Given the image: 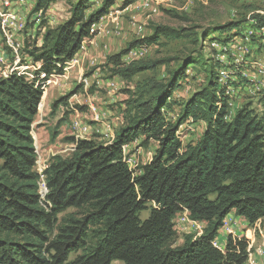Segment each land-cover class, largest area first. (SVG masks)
<instances>
[{
	"label": "trees",
	"instance_id": "1",
	"mask_svg": "<svg viewBox=\"0 0 264 264\" xmlns=\"http://www.w3.org/2000/svg\"><path fill=\"white\" fill-rule=\"evenodd\" d=\"M57 1L36 0L32 15L46 17ZM139 1L123 0L120 8ZM116 3L78 0L71 6L69 19L57 27L49 28L43 20L41 44L26 41L24 50L34 66L31 78L19 72L0 78V264H246L252 239L229 235L224 249L216 247L215 241L231 213L251 226L264 220V89L256 95L261 96L260 112L247 103L234 114L243 80L239 78L237 95L231 94L219 83L218 52L212 48L205 54L212 42L219 41L223 47L243 37L246 20L203 33L153 25L150 36L110 56L103 69L132 83L136 76L167 63L124 64L123 58L132 49L151 47L162 40L202 45L199 51L180 59L167 80L149 79L136 83L134 91H124L128 96L124 123L111 144L97 136L67 139L66 143L76 144L75 150L69 157L50 159L43 173L47 193L44 198L40 193L33 126L47 83L65 75L83 43L97 36L93 25ZM252 24L253 28H263L264 16H254ZM259 48L252 60L262 53L263 47ZM223 56L233 62L231 55ZM191 68L202 69L205 85L180 103L174 94ZM221 70L228 72L233 86L237 82L234 72ZM234 71L242 76L241 69ZM71 97L55 100L52 113L65 108L68 117L83 110L71 107ZM230 100L235 102L233 108ZM176 105L181 110L174 121L168 114ZM189 121L202 122L206 129L196 143L184 145L178 132ZM62 124L52 133V141L58 138ZM138 140L142 148L155 143L157 149L152 160L137 172L125 160L123 147ZM184 211L206 227L201 236L188 235L175 247V219ZM143 212L149 213L145 220L140 218ZM72 254L78 255L70 260Z\"/></svg>",
	"mask_w": 264,
	"mask_h": 264
},
{
	"label": "rangeland",
	"instance_id": "2",
	"mask_svg": "<svg viewBox=\"0 0 264 264\" xmlns=\"http://www.w3.org/2000/svg\"><path fill=\"white\" fill-rule=\"evenodd\" d=\"M77 1L58 0L56 4L51 6L46 17H41L40 15H32L36 0H0V78H6L12 72L25 73L31 78V73L35 70L31 59L24 53L26 41L32 44L37 40L38 45H40L45 32V27L40 29L42 21L46 20L49 28L57 27L69 19L71 6ZM122 2L123 0H117L116 5L111 9L110 13L112 15L105 23L103 33L97 35L91 41L84 42L82 50L66 68L65 75L54 77L47 83L39 113L33 126L35 146L38 155L42 158L41 168L37 165L36 171L42 169L46 159L50 161L54 156H70L61 152L69 145L66 143L67 139L75 137L77 134L75 125L77 121L91 127V137H101L100 141L103 143L112 141V138H115L116 131L122 126L121 122L124 120V101L128 99L124 91L127 89L134 91L136 83L141 84L149 79L167 80L170 71L176 69L179 65L180 59H184L193 52L202 49V45L196 46L188 40H162L160 44L149 47L144 58L139 61L152 63L166 60L167 63L136 76L132 83H126L119 77H113L107 69H103L110 56L122 52L133 41L150 36L153 25H163L177 29L188 28L192 29L194 33H203L206 29L246 20L244 27L248 30L252 27L254 16H264V0H157L155 2L157 3V9L155 12L150 13L142 9L141 1L126 10L120 8ZM184 17L187 20H184ZM137 25H139V30ZM255 43L254 46L250 45L252 49L259 48V45L262 46L260 43ZM211 47L209 45L206 48L205 54L210 53ZM262 49L264 51V48ZM254 53L256 54V51ZM261 56L262 53L258 58ZM261 58H264V55ZM217 60L220 61L221 68L234 72V77H237V82L233 84L235 89L241 86L239 78L243 80L244 85L247 82L242 76L235 73L234 69L248 70L253 74L258 72L254 66L257 63L256 60L251 62L252 64L247 63L248 66L246 64H243V66L233 64L228 56L223 55L219 58L217 56ZM123 61L129 64L135 60L130 56H125ZM187 74L189 75L187 80L182 83L179 91L174 94V99L180 101V103L202 89L206 81L202 69L200 71L191 68ZM85 81H88V87H86ZM242 92H244V89ZM70 94H72L69 100L71 107L77 105L82 107L83 110L75 112L76 110L70 108L74 112L68 117L65 115V112L68 111L65 108H61L55 114L52 113V103L60 97ZM248 94L244 95L243 100L237 103L234 114L247 103H252L256 111H261L259 104L261 96ZM93 107L97 108L99 113L98 121H95V116L92 115L91 108ZM180 110L181 108L178 105L174 106L168 117L175 121ZM60 122L63 124L60 127L59 136L55 141H52V133L57 131ZM205 129L206 125L204 123L189 121L180 127L178 133L184 145L194 144L200 139ZM140 143L141 140L136 141L129 145L125 151L127 163H130L129 167L137 172L139 167L152 160L157 149L155 143H152L149 148H142ZM68 212H73V210ZM148 216V212H143L140 218L145 220ZM205 227V223L192 224L185 221L183 217L177 219V238L174 246H181L188 235L201 236ZM229 235L239 239H247V237L252 239L253 254L261 264H264V259L256 256L259 248L264 249V220L251 226L244 219L231 213L226 218L225 228L217 238V245L220 249H224L223 247ZM77 255L72 254L70 260H73ZM112 264L123 263L114 261Z\"/></svg>",
	"mask_w": 264,
	"mask_h": 264
},
{
	"label": "bare ground",
	"instance_id": "3",
	"mask_svg": "<svg viewBox=\"0 0 264 264\" xmlns=\"http://www.w3.org/2000/svg\"><path fill=\"white\" fill-rule=\"evenodd\" d=\"M236 42H241V53H242V55H245V61H240L239 60V49H236V47H235ZM255 42H257V44H259V43L262 44V46L264 48V27L261 28V29H257V28L251 27V28H249L248 30L245 31L243 37L235 38L234 41H232L231 43L227 44L226 46L223 45V47L220 46V44H218V42H212L209 45L212 46L211 49L212 48L213 49H222V53L231 55L232 58H233L234 64L240 65V64H245V62H246V66H248L247 63H251V62H249L250 59L248 60V58L249 57H253V55H255V53H254L255 49H252L250 47V45L251 44L253 46L256 45ZM217 56L219 58L221 55L218 54ZM261 57L260 58L257 57V58L254 59L257 62L256 65H254L255 69L258 71L257 73L253 74V73H250L248 70L242 71L243 78L247 79L248 82L245 85H243L244 87L239 88L241 91L244 89V92H242L243 94H241L242 96H240L241 101L243 100V96L246 95L247 93H249L248 95L252 94V95L256 96L260 91H262V89H264V58H261ZM219 83H220L221 86L227 87L228 90L231 92V94H233L235 96L237 95V93H238L237 90L238 89L236 90L232 86V84H229L228 73L223 72V74L220 76ZM234 106H235V102L230 100L229 107L233 108ZM234 109H235V107H234ZM232 113H233V110H232ZM217 244L218 243H217V240H216L215 241V246L220 248ZM253 252L254 251L251 249V252L249 254V258H248L246 264H260L259 259L255 257ZM256 256L264 259V249L262 247L258 249V252L256 253Z\"/></svg>",
	"mask_w": 264,
	"mask_h": 264
},
{
	"label": "built area",
	"instance_id": "4",
	"mask_svg": "<svg viewBox=\"0 0 264 264\" xmlns=\"http://www.w3.org/2000/svg\"><path fill=\"white\" fill-rule=\"evenodd\" d=\"M156 1L157 0H142L141 1V7L146 12H149V13L150 12H155V10L157 9L156 8L157 3H155ZM128 8H126V9H128ZM111 15H112V13H109L106 17L102 18L99 23L93 25L92 29H93L94 32L97 33V35H101L103 33V27H104L105 23L107 22V20L111 17ZM137 29L139 30V25H137ZM86 41H91V40H86ZM235 47H236V49H239V60L240 61H245V55H242V53H241V42H236ZM82 48H83V46H82ZM148 48L149 47H139V48L132 49L127 56L132 57L133 60H135V61L142 60L144 58V55L147 53ZM216 51L218 52L219 55H225V54L222 53V49H216ZM262 55H264V51H262ZM123 63L126 64L124 61H123ZM219 74H223V71L221 69L219 70ZM85 84H86V87H88V84H89L88 81H85ZM239 101H241V98L237 97V102H239ZM91 111H92V115L95 116L94 120L98 121L99 113L97 112V108L93 107V108H91ZM75 112H77V110ZM121 123L123 125L124 120ZM75 125H76V129H77V134L75 135L74 138L76 139V141H78V140H90L92 138L91 137L92 129H91L90 126H88L86 124H83L82 122H78V121L75 122ZM113 140H114V138H112V141H110L107 144H111L113 142ZM75 145H76L75 143H71V144L67 145V147L64 149V151H62L61 153H65V154L71 155L74 152V150H75ZM126 148H128V146H124L123 147V154H124L125 160H126V156H127V155H125ZM41 160H42L41 156L38 155L37 165H38L39 168H41ZM129 164L130 163L128 162V165ZM48 165H49V161L46 159L45 160V165L42 167V169H40V171H37L41 175L40 193L43 196V198L45 197V195L47 193V188H46V185H45V177H44L43 173L47 169ZM182 217L185 219V221H188V222H190L192 224H197L198 223V222H195V221L190 219V215H189L188 211H184V212L180 213L176 217V219H175V229H176V220L177 219L179 220ZM225 224H226V219L224 221L223 229L225 228Z\"/></svg>",
	"mask_w": 264,
	"mask_h": 264
},
{
	"label": "crops",
	"instance_id": "5",
	"mask_svg": "<svg viewBox=\"0 0 264 264\" xmlns=\"http://www.w3.org/2000/svg\"><path fill=\"white\" fill-rule=\"evenodd\" d=\"M256 50H257V49H255V51H256ZM255 51H254V52H255ZM254 56H255V55H253V57L248 58V60L250 59L249 62H253V61H255V60H252V59L254 58ZM256 57H257V56H256ZM251 58H252V59H251ZM239 218H240V217H239ZM242 219H243V218H242ZM245 221H246V220H245Z\"/></svg>",
	"mask_w": 264,
	"mask_h": 264
},
{
	"label": "clouds",
	"instance_id": "6",
	"mask_svg": "<svg viewBox=\"0 0 264 264\" xmlns=\"http://www.w3.org/2000/svg\"><path fill=\"white\" fill-rule=\"evenodd\" d=\"M142 1V0H141Z\"/></svg>",
	"mask_w": 264,
	"mask_h": 264
}]
</instances>
